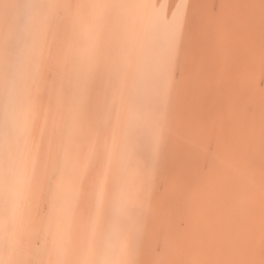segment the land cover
I'll return each mask as SVG.
<instances>
[{
  "label": "rangeland",
  "instance_id": "obj_1",
  "mask_svg": "<svg viewBox=\"0 0 264 264\" xmlns=\"http://www.w3.org/2000/svg\"><path fill=\"white\" fill-rule=\"evenodd\" d=\"M78 4L62 26L67 41L71 22L80 24L56 185L61 198L67 186L72 197L78 166L88 161L84 151L106 114L114 115V139L119 127L135 135L125 133L127 151L107 182L97 262L264 264V0H146L135 20L126 0ZM176 34L177 61L164 73L173 130L157 141L139 110L165 85L155 82L153 68ZM26 203L20 232L33 224L32 199Z\"/></svg>",
  "mask_w": 264,
  "mask_h": 264
},
{
  "label": "bare ground",
  "instance_id": "obj_2",
  "mask_svg": "<svg viewBox=\"0 0 264 264\" xmlns=\"http://www.w3.org/2000/svg\"><path fill=\"white\" fill-rule=\"evenodd\" d=\"M64 1L0 0V7L6 6L4 12L0 11V264H100L97 262V258L101 259L99 254L95 257L99 214L105 201L104 194L108 192V179L114 178L119 166L117 161L127 151L124 138L128 130L125 132V128L119 127L118 137L114 139L115 127L111 125L114 115L105 113L107 117L105 115L91 141L90 149L84 151L88 161H82L86 162L82 168L76 165L79 172H76L78 176L74 177L71 186L72 197L68 198L67 186L62 200L59 194L62 188L58 189L56 185L60 166H63L60 165V151L66 136L64 119L69 113V83L73 76L70 65L72 57L75 59L76 28L80 25L79 21L71 22L72 27L69 28L72 30L65 41L62 26L77 10L80 0H68L67 4ZM126 3L134 20L143 16L146 0H126ZM179 35L169 39L158 66L153 68L155 82L158 78L166 80L163 89L156 85L149 92L146 105L139 110L140 116L153 126L157 141L173 130L168 125L172 112L169 94L172 90L164 73L169 66L176 64L177 51L180 50L177 49ZM125 50L124 56L130 52V49ZM55 72L60 75L58 85L54 84L58 79ZM128 132L133 135L131 129ZM26 199H32L33 224L20 232L16 222L22 206L27 205ZM61 201L62 206L58 208Z\"/></svg>",
  "mask_w": 264,
  "mask_h": 264
}]
</instances>
